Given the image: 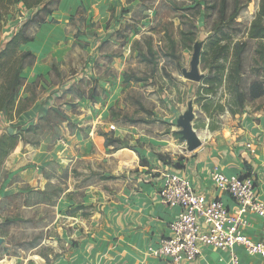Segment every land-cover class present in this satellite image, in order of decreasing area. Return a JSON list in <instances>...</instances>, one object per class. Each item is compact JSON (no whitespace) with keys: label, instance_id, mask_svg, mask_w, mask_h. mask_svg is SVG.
<instances>
[{"label":"rangeland","instance_id":"rangeland-1","mask_svg":"<svg viewBox=\"0 0 264 264\" xmlns=\"http://www.w3.org/2000/svg\"><path fill=\"white\" fill-rule=\"evenodd\" d=\"M258 5L259 0H117L102 11L96 6L95 18L89 21L83 16L87 8L82 7L79 15L83 20L78 23L83 31L75 33L73 49L65 54L62 64H53L52 70L57 81L73 77L65 88L70 96L59 97L62 100L27 130L0 123V237L4 239L0 260L38 264L32 258L38 255L43 258L42 264H51L68 256L70 247L77 244L71 237L73 227L79 229L82 219L100 218L102 209L112 205L113 199L119 200L128 188H134L139 175L136 163L121 166L117 160H31L32 151L41 143L45 146L47 137L49 145L65 138L64 124L74 131L77 125L66 111L79 113V102L96 107L91 120L96 141L100 139L97 134L106 139L111 133L109 124L114 123L116 134H107L108 138L121 134L123 138H118L127 143L134 133L145 134L144 139H170L179 130L177 119L189 103L194 112L192 125L201 142L220 136L226 139L244 113L264 111V95L242 105H238L239 96L235 95L236 90L243 92L244 86L258 78L253 42L245 58L244 52L241 55L243 63L236 86L224 79L206 94L203 82L223 67L228 74L235 59L232 44L223 49L211 47L210 39L219 40V46L244 42ZM13 8L15 11L6 15L3 25L16 12L22 14L16 6ZM85 28L87 39L78 36ZM197 41L203 43L199 70L204 74L198 82L186 79L182 73L183 68H190ZM0 71L3 82L5 68ZM39 85V81L30 85L24 79L14 112L35 103L44 89ZM22 89L27 93L25 98ZM205 96L211 99V117L202 105ZM232 110L237 112L233 114ZM10 134H18L17 143L7 138ZM181 142L186 147L185 141ZM86 200L92 204L84 205Z\"/></svg>","mask_w":264,"mask_h":264},{"label":"crops","instance_id":"crops-1","mask_svg":"<svg viewBox=\"0 0 264 264\" xmlns=\"http://www.w3.org/2000/svg\"><path fill=\"white\" fill-rule=\"evenodd\" d=\"M115 1L117 0H52L49 5L50 14L37 29L34 39L21 46L22 49L31 51L35 58L32 65L22 69L21 76L30 85L39 81V87L44 88L43 92L38 93L31 107L25 108L13 118H9L6 111L0 110V123L19 126L22 131L27 130L29 126L42 120L53 104L62 100L59 97L70 96L65 88L74 80L73 77L57 81L52 72L53 64L63 63L65 54L74 47L75 33L83 31L82 25L78 23L83 20L82 14L79 15L80 9L87 8V14L83 16L89 21L95 18L96 6L102 11L103 7ZM37 10L36 7L23 8L22 14L16 12L14 17L7 19L1 32L0 50L18 27ZM85 30L84 34L80 32L78 36L87 39V28ZM23 91L22 89L21 96L25 98L27 93ZM83 106L79 102L80 112L77 114L66 111L77 126L74 131L65 124L62 126L65 132L64 144L55 139L49 145L47 137L45 146L41 143L32 151L31 160H117L118 165L125 158L116 154L125 149L130 152V156H134L139 175L136 176L134 188H128L127 193L119 200L113 199L112 205L102 209L100 218L91 221L82 219L79 221L82 226L79 229L75 223L71 237H75L76 246L70 247L68 256L60 257L51 264H162L160 259L148 253L147 248L159 236L168 233V224L179 211L177 207L167 206L158 196L157 188L167 171L190 178L195 190L205 200L220 198L233 209V200L215 185L208 172L217 167L226 173H245L248 171V164L249 170L256 176L258 193L264 200V111L244 113L239 117V124L231 128L229 139L220 136L216 140L204 141L192 151L187 150L175 135L167 140L144 139L147 136L138 133L131 135L128 142L131 147L114 149L113 145L106 144L103 135L97 134L100 139H94V122L91 120L96 107L87 103ZM90 124L92 125L89 126ZM79 126H85L86 129L83 128V131ZM62 128L60 127L61 131ZM109 134L115 135L116 132L111 131ZM118 137L123 138L121 134ZM137 141H140L139 145ZM249 144L253 153L248 149ZM47 155L49 158H45ZM175 164H179V167ZM83 204L91 205L92 202L86 200ZM248 219L250 226L245 233L253 239L263 237L264 218L249 214ZM234 251L240 255V264H264L259 256L248 254L240 247H236ZM32 258L38 264L43 263L41 256L32 255ZM0 264L13 262L5 258L0 260ZM22 264H27V260ZM185 264H230V261L227 253L205 246L195 261Z\"/></svg>","mask_w":264,"mask_h":264},{"label":"built area","instance_id":"built-area-1","mask_svg":"<svg viewBox=\"0 0 264 264\" xmlns=\"http://www.w3.org/2000/svg\"><path fill=\"white\" fill-rule=\"evenodd\" d=\"M108 130L115 132L116 125L110 123ZM248 149L253 153L250 144ZM208 173L215 185L233 200L235 208L220 198L205 200L190 178L167 171L157 188L158 196L179 211L168 224V233L149 244L148 253L162 264H185L195 261L205 246H211L227 253L230 264H240V255L234 251L240 247L264 262V236L253 239L245 233L250 226L249 214L264 218V200L258 193L255 174L226 173L217 167Z\"/></svg>","mask_w":264,"mask_h":264},{"label":"trees","instance_id":"trees-1","mask_svg":"<svg viewBox=\"0 0 264 264\" xmlns=\"http://www.w3.org/2000/svg\"><path fill=\"white\" fill-rule=\"evenodd\" d=\"M52 3V0H0V32L3 27V23L6 20V15L10 12H14L15 9L13 7H18V11L22 13L23 8H38L37 12L31 17L28 18L22 26L14 32V34L6 41L4 48L0 51V68H5L3 72L5 77V81L0 82V110H4L7 112L8 117L12 118L13 114V105L15 99L19 93L21 86L24 83V78L21 76L22 69L27 65H32L34 63V55L29 50H22L21 46L32 41L34 39L35 33L39 26L44 23L50 14L49 5ZM40 7V8H39ZM247 39L244 42H229L224 45L219 46L220 42L217 39H210V46L217 48H225L232 44V54H234V64L231 68V71L225 75L224 67L219 70V72L214 76H206L203 79L205 84L204 91L208 94L210 91H213L215 85L219 86L225 81L229 83H233L236 86L240 80L241 66H242V58L241 55L244 52V58L248 50V46L250 43L255 44V55L257 56L258 65V78L252 79L247 87L244 86V91L236 90L237 87H233L235 89V95L239 96L238 105L245 104V102L253 101L256 98H259L264 95V0H259L258 11L253 20L251 21L249 30H248ZM223 50L218 51L219 55L222 54ZM16 55H20L16 57ZM7 57L8 59L2 60L3 57ZM26 58V59H25ZM24 60H27L24 63ZM261 62V64H260ZM20 64V65H19ZM1 74V71H0ZM226 77V78H224ZM97 93H94L96 95ZM205 101L202 103L204 110L207 112L209 116L210 101L211 99L208 96H205ZM25 108H19L15 110V115H18ZM233 114L237 111L232 110ZM174 135L179 138L181 141H184L181 133L179 131H175ZM109 136L106 134V144L113 145L118 143L119 145H115L114 149H118L120 147H131L124 140H120L119 138H108ZM9 140L12 141L13 144L18 142V134H10L7 136ZM3 149V141L0 140V152ZM6 150V149H5ZM143 163L144 161L141 160ZM176 167H179V164H175ZM246 167L249 170L248 164Z\"/></svg>","mask_w":264,"mask_h":264},{"label":"water","instance_id":"water-1","mask_svg":"<svg viewBox=\"0 0 264 264\" xmlns=\"http://www.w3.org/2000/svg\"><path fill=\"white\" fill-rule=\"evenodd\" d=\"M202 41L195 42L193 46V53L190 60V68L182 69L183 76L188 80L200 81L204 77V74L199 70L200 63V52L202 48ZM194 118L193 105L188 104V109L181 114L177 119V125L179 127V132L181 133L183 139L186 143V148L189 151L194 150L201 144V139L196 133L192 121ZM4 242V239L0 237V244Z\"/></svg>","mask_w":264,"mask_h":264},{"label":"bare ground","instance_id":"bare-ground-1","mask_svg":"<svg viewBox=\"0 0 264 264\" xmlns=\"http://www.w3.org/2000/svg\"><path fill=\"white\" fill-rule=\"evenodd\" d=\"M116 155L125 158V160H120L121 166L132 165L135 162V160H133L134 156H130V152L125 149L120 150Z\"/></svg>","mask_w":264,"mask_h":264}]
</instances>
